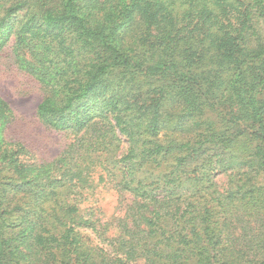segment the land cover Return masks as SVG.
<instances>
[{"label":"trees","instance_id":"16d2710c","mask_svg":"<svg viewBox=\"0 0 264 264\" xmlns=\"http://www.w3.org/2000/svg\"><path fill=\"white\" fill-rule=\"evenodd\" d=\"M0 55L69 136L0 95V264H264V0H0Z\"/></svg>","mask_w":264,"mask_h":264},{"label":"rangeland","instance_id":"374dc122","mask_svg":"<svg viewBox=\"0 0 264 264\" xmlns=\"http://www.w3.org/2000/svg\"><path fill=\"white\" fill-rule=\"evenodd\" d=\"M0 95L8 101L14 114L12 123L4 131L7 139L23 142L40 160L52 159L69 142L64 131L46 127L35 115L41 97L36 79L1 55ZM110 199L106 195V201Z\"/></svg>","mask_w":264,"mask_h":264}]
</instances>
